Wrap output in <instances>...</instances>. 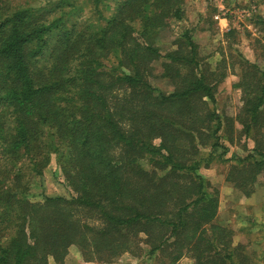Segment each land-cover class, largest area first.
<instances>
[{"label": "trees", "instance_id": "1", "mask_svg": "<svg viewBox=\"0 0 264 264\" xmlns=\"http://www.w3.org/2000/svg\"><path fill=\"white\" fill-rule=\"evenodd\" d=\"M65 5L0 13V264H62L71 246L86 261L106 262L141 245L165 257L159 264L184 256L252 264L246 246L216 222L218 192L197 170L226 149L220 132L234 119L214 104L237 67L238 135L253 146L230 164L226 181L248 197L264 172V17L253 15L261 64L235 50L227 62L219 47L212 65L199 55L194 29L180 30L183 0H121L98 28L69 23ZM171 22L179 28L174 47L162 52ZM110 55L117 62L106 67ZM156 60L168 93L150 81ZM53 154L74 195L30 200V184Z\"/></svg>", "mask_w": 264, "mask_h": 264}, {"label": "rangeland", "instance_id": "2", "mask_svg": "<svg viewBox=\"0 0 264 264\" xmlns=\"http://www.w3.org/2000/svg\"><path fill=\"white\" fill-rule=\"evenodd\" d=\"M63 1L65 7L61 10L68 13V21H80L93 24V27H101L106 24V20L113 14L114 8L121 0H100L99 11H95L93 0H0V13H8L16 6H30L36 9H52L55 10L56 5ZM256 6V12L264 17V0H183L184 18L180 27H188L194 29L192 32V39L199 47V55L205 57L206 61L215 65L220 59L217 52L219 47H222L227 62H230L229 53L234 55V51L241 53L243 57L250 61H255L261 64V59L258 57L260 53L259 44L257 41L261 38V25L254 24L255 13H252V8ZM56 12V11H55ZM56 13L55 16H58ZM226 17L231 19V25L227 29H223L218 25V18ZM175 22H171V26L165 29L164 36L159 42V47L162 52L171 50L174 47V40L176 39L177 30ZM223 29V30H221ZM235 29V34H230L225 40L223 33ZM230 47V48H229ZM228 54V55H227ZM116 55H110L103 60L104 66L111 67L116 65ZM232 69V71H231ZM227 72L226 78L218 85L216 92V103L214 107L217 112L225 117L234 119L232 129L225 130V119L223 121L224 128L220 132V141L225 145V148L218 147L212 154V157L206 163L201 162L197 173L207 182L209 187L207 189H215L218 192V211L216 222L221 223L222 217H226L228 209L240 211L246 205L242 193L235 189L231 182L226 181V175L230 164L234 162L236 157H244L248 152L247 149L252 148V139L245 138L244 135H238L241 130V125L238 122L237 113L239 111L240 92L233 88L238 77L237 67L231 68ZM161 72L160 61L156 60L153 63V73L155 77H151L150 81L153 86L163 93H168L172 87L166 79L159 77ZM232 138V142L228 141ZM247 149H246V147ZM208 151L203 149L201 157H207ZM140 163L147 167L144 160ZM264 184V172L258 175L254 191ZM74 195L73 191L65 181L56 156L53 154L50 157L48 166L43 172L33 178L27 197L30 200H42L45 197L61 196L70 199ZM220 216V217H219ZM232 217V215H230ZM255 236L256 231L252 229ZM241 239L234 245L243 243L244 235H240ZM233 241V239H232ZM142 251L136 255L123 253L106 262L102 261H86L80 254L76 246H71L68 249L62 264H159L161 261H167L165 257L161 259L159 254L149 255L148 248L141 245ZM246 248V247H245ZM258 245H253L246 248L252 264H260L261 260H256L255 257L259 255ZM161 259V261H160ZM254 259V260H253ZM179 264H191L192 260L188 256L182 257ZM48 264H55L50 258Z\"/></svg>", "mask_w": 264, "mask_h": 264}, {"label": "crops", "instance_id": "3", "mask_svg": "<svg viewBox=\"0 0 264 264\" xmlns=\"http://www.w3.org/2000/svg\"><path fill=\"white\" fill-rule=\"evenodd\" d=\"M251 12H256V6L252 8ZM231 21L229 18L219 17L218 25L222 26L223 29H227L230 27ZM243 197L245 203L248 205L244 209H240V211L228 209L226 217H222L223 219L220 224L232 230L233 244H236L238 239H241L240 235L242 234L244 235V241L241 244L245 245L246 248L258 245L260 248L259 259L256 256L255 261L261 260L260 264H264V184L250 196ZM252 229L256 231L255 236L253 235Z\"/></svg>", "mask_w": 264, "mask_h": 264}]
</instances>
